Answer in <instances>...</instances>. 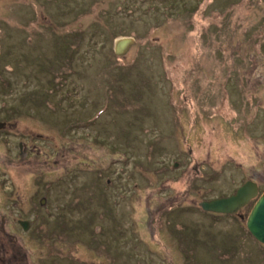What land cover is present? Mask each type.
Here are the masks:
<instances>
[{
	"label": "rangeland",
	"instance_id": "1",
	"mask_svg": "<svg viewBox=\"0 0 264 264\" xmlns=\"http://www.w3.org/2000/svg\"><path fill=\"white\" fill-rule=\"evenodd\" d=\"M0 123L5 262L264 264V0H0Z\"/></svg>",
	"mask_w": 264,
	"mask_h": 264
},
{
	"label": "water",
	"instance_id": "2",
	"mask_svg": "<svg viewBox=\"0 0 264 264\" xmlns=\"http://www.w3.org/2000/svg\"><path fill=\"white\" fill-rule=\"evenodd\" d=\"M133 44L134 41L131 37L118 38L113 43L114 53L117 56L125 55ZM2 126L0 123V129ZM257 195V185L252 182H246L231 196L201 201L200 207L206 212L233 214L256 198L255 205L246 217V226L253 238L264 245V192L258 197Z\"/></svg>",
	"mask_w": 264,
	"mask_h": 264
},
{
	"label": "flooded vegetation",
	"instance_id": "3",
	"mask_svg": "<svg viewBox=\"0 0 264 264\" xmlns=\"http://www.w3.org/2000/svg\"><path fill=\"white\" fill-rule=\"evenodd\" d=\"M21 147H22V145L19 144V148H21ZM235 190H236V189H235ZM235 190H234V191H235ZM234 191H233V192H234ZM233 192H232V193H233ZM234 215H235V214H234ZM20 224H21V223H20ZM21 225H22V224H21ZM22 226H23V225H22ZM26 226H27V224H26ZM15 247H16V246H15ZM19 253H20V252H19ZM19 253H17V254H13V255H8V254L6 253L8 259H9V260H10V259L12 260L11 264H18L17 262H15V260H16V261L18 260V258H19V257H18V254H19ZM0 261H1V263H5L4 260H3V258H1V257H0ZM6 264H7V263H6Z\"/></svg>",
	"mask_w": 264,
	"mask_h": 264
},
{
	"label": "bare ground",
	"instance_id": "4",
	"mask_svg": "<svg viewBox=\"0 0 264 264\" xmlns=\"http://www.w3.org/2000/svg\"><path fill=\"white\" fill-rule=\"evenodd\" d=\"M20 49H21V47H19V46H15V49H14L15 54L17 56H19V57H21V55H20L21 54Z\"/></svg>",
	"mask_w": 264,
	"mask_h": 264
},
{
	"label": "trees",
	"instance_id": "5",
	"mask_svg": "<svg viewBox=\"0 0 264 264\" xmlns=\"http://www.w3.org/2000/svg\"><path fill=\"white\" fill-rule=\"evenodd\" d=\"M179 227V226H178ZM246 232H247V230H246ZM248 233V232H247ZM18 260L16 261L15 260V262H17L18 264H21L22 263V261H23V258H24V256L23 257H20V254H18ZM5 262V261H4ZM5 263H7V264H9L8 262H5ZM24 264V263H23Z\"/></svg>",
	"mask_w": 264,
	"mask_h": 264
}]
</instances>
